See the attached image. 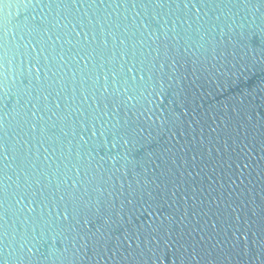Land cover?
Segmentation results:
<instances>
[{"label": "water", "instance_id": "1", "mask_svg": "<svg viewBox=\"0 0 264 264\" xmlns=\"http://www.w3.org/2000/svg\"><path fill=\"white\" fill-rule=\"evenodd\" d=\"M0 264H264V0H0Z\"/></svg>", "mask_w": 264, "mask_h": 264}]
</instances>
